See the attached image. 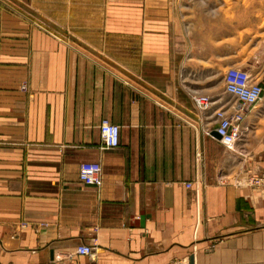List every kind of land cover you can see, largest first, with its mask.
I'll return each mask as SVG.
<instances>
[{"label": "crops", "instance_id": "crops-1", "mask_svg": "<svg viewBox=\"0 0 264 264\" xmlns=\"http://www.w3.org/2000/svg\"><path fill=\"white\" fill-rule=\"evenodd\" d=\"M230 68L264 91V0H0V264H264V94L224 149Z\"/></svg>", "mask_w": 264, "mask_h": 264}, {"label": "built area", "instance_id": "built-area-1", "mask_svg": "<svg viewBox=\"0 0 264 264\" xmlns=\"http://www.w3.org/2000/svg\"><path fill=\"white\" fill-rule=\"evenodd\" d=\"M224 92L235 97L239 103V111L227 115L224 111L215 112L217 125L214 134L219 143L226 150H233L237 141L242 135L241 123L243 115L241 114L245 107H253L261 101L264 91L263 88L252 81L250 75L236 68L227 69L223 76ZM195 107L203 112L210 105L206 97H194ZM100 149L103 151L113 150L119 145V128L103 119L99 125ZM77 178L80 184L86 187L99 188L101 186V167L98 163H82L78 167ZM249 184L254 187H264V175L251 178ZM187 189L190 184H185ZM198 196V192H195ZM75 256L86 257L91 261L94 259V245H81L72 253Z\"/></svg>", "mask_w": 264, "mask_h": 264}, {"label": "rangeland", "instance_id": "rangeland-1", "mask_svg": "<svg viewBox=\"0 0 264 264\" xmlns=\"http://www.w3.org/2000/svg\"><path fill=\"white\" fill-rule=\"evenodd\" d=\"M118 6H119V10H120L121 5H118ZM199 6H202L203 8H205L206 5L205 4H199ZM211 6L212 5H210V7ZM211 10H212V7H211ZM227 10H229V11H237L238 10V5L237 4H230ZM230 22H232V21H230ZM225 71H226V69L222 70L221 73L224 74Z\"/></svg>", "mask_w": 264, "mask_h": 264}, {"label": "bare ground", "instance_id": "bare-ground-1", "mask_svg": "<svg viewBox=\"0 0 264 264\" xmlns=\"http://www.w3.org/2000/svg\"><path fill=\"white\" fill-rule=\"evenodd\" d=\"M223 81H224V79H223ZM214 136L216 137V135L214 134ZM217 138V137H216ZM235 148V147H234ZM234 148H233V150H234ZM233 150H231V151H233ZM229 151V150H228Z\"/></svg>", "mask_w": 264, "mask_h": 264}]
</instances>
